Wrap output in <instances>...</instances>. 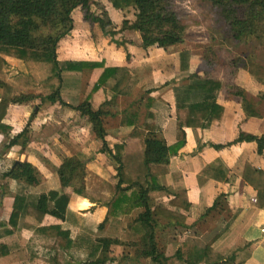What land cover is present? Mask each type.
Listing matches in <instances>:
<instances>
[{
    "label": "trees",
    "instance_id": "1",
    "mask_svg": "<svg viewBox=\"0 0 264 264\" xmlns=\"http://www.w3.org/2000/svg\"><path fill=\"white\" fill-rule=\"evenodd\" d=\"M105 1L114 10H134V19L124 20L120 31L138 33L143 47L168 48L186 42L187 27L175 10L173 0ZM208 2L215 21L225 25L222 35L224 42L253 39L258 47H264V0ZM107 12L100 0H0V134L5 137L3 149L19 148L20 152H30V126L35 120L36 112L31 114L29 123L22 131L14 135L12 125L7 124L5 119L13 104L29 105L40 98L42 101L49 100L52 104L69 106L79 111L81 116L89 120L92 133L101 144L102 151L112 155L118 164L115 175L117 194L112 199L88 189L84 175L87 154L82 150L63 157L55 167L49 164L53 168V175L59 179L60 190L51 188L48 182L38 185L35 180L36 168L29 162H23L21 167L27 175V181L18 180L12 192V178L16 171L0 170V206L5 204V198L12 196L10 214L0 218V259L27 250L30 264H107L108 261H116L114 256L109 255L111 247L119 239H125V254L120 260L126 263L130 260H150L151 264H251L254 257L249 249L250 245L230 247L228 250H218L216 247L217 242L226 238L233 230L239 211L227 222L225 228L213 235L194 258L184 257L180 251L168 255L161 247L158 231L173 223H186L190 204L175 195L169 202L171 206L179 207L182 213L160 204L154 208L152 204L155 202V193L169 191L159 181V177L168 171L171 157L179 155L187 144V128L204 124L211 114V119H219L224 113V106L216 102L219 90L216 92L213 89L215 81L204 74L205 71L200 73L199 69L190 75H184L187 84L181 85L196 93L206 90L212 105L205 110L197 111L194 108L180 113L176 122L167 127L168 134H172L173 140L175 139L173 143L169 144L157 132L149 131L145 136H129L110 146L107 140L108 131L104 126L106 118L121 116L123 126L136 123L138 102L123 110L115 107L122 88L126 90L133 87L131 80L134 77L128 76L126 69L120 66L106 67L102 61H71L59 58V44L73 31L75 14L82 15L83 20L91 24V28H101L105 35L111 36L112 41L116 39L117 31L108 29L113 25V20ZM202 54L206 59L209 58L208 61L212 58L210 63L217 59L216 51L212 47L205 49ZM252 56L255 58L254 55L249 59L239 58L242 67L237 68L239 71H248L257 79V83L264 86V66L253 60ZM7 57L31 61L41 66L45 73L50 74L47 80L53 81L43 85V91H38L39 84L35 81L30 80L29 83L22 80V77L5 80L1 70ZM96 68H105L99 80L102 89L110 91L111 95L99 106H94L90 99H85L78 105L66 102L62 94L73 84L64 81L63 73L84 74ZM175 83L162 84L157 90ZM64 84L67 90H62ZM153 91L150 89L146 93L151 94ZM228 96L242 99L247 117L260 115L243 89L230 86ZM235 141L256 143V154L264 157V135L241 132ZM228 145L230 143L213 144L216 149ZM141 151L142 160L140 167H137L140 177L127 182L125 175L128 161L137 157ZM212 170H216V167ZM242 179L256 191L257 207L264 209V168L247 160L243 165ZM72 195L106 206L108 214L105 219L101 222L95 221L91 216L95 212L93 207L86 211L75 209L72 206ZM129 206L139 211L131 222H126L122 218ZM48 218L59 220V223L45 224ZM20 229L34 232L42 243L37 245L32 238L24 246L17 238ZM105 229L108 230L106 237L97 234ZM48 241H51L50 245H47Z\"/></svg>",
    "mask_w": 264,
    "mask_h": 264
},
{
    "label": "rangeland",
    "instance_id": "2",
    "mask_svg": "<svg viewBox=\"0 0 264 264\" xmlns=\"http://www.w3.org/2000/svg\"><path fill=\"white\" fill-rule=\"evenodd\" d=\"M100 1L102 2L104 9L108 10L111 19L113 20V25L108 29H115L117 31V34L115 35L116 39L112 41L111 36L105 35L99 27H95V30L92 29L91 31L90 27L88 28V26H90L91 24L85 22L82 18V15L75 14L73 31H71L59 44V53L61 54L60 56H62L63 54L62 45L66 42H72V35L75 34L76 37H81V34L84 33L85 30L86 33H99L100 37H98V41H96V39H98L96 38L93 41L94 44L88 43L89 45L94 47L97 58L100 59L102 63L104 62V64H106V67L115 66L114 64L121 60L122 62H120V67L126 69V73L128 76L131 75L134 77V79L131 80V83H133L132 88L126 90L125 88H122V94L119 96V100L116 101V109L123 110L129 106L136 105V102H138L139 109L136 116V124H138L139 127H150L152 129L151 131L157 132V134L160 137L166 139L169 144L175 141V139L173 140L172 134H168L167 129L160 128L155 120H150V124L147 125L146 122L148 121V119H150V116H155L156 113L157 117L159 115V118H167V120L169 121L168 123L172 124L176 122L177 116L180 113H186L188 110L194 108L197 111L205 110L207 107H209L210 104L212 105L211 99L207 96L209 93H206V90H201V93H196L195 91L190 89V92L188 88H185L181 85L187 84L184 81V75H190L192 72H195L199 69L200 73L205 71L206 73L204 74L211 78V80L215 81V86L213 87V89L216 90V92L217 89L219 90V96L217 95V97L215 98L216 102L218 103V101L222 99L224 100V98L228 97V89L230 86H234L236 89H239L238 86L232 83V80L236 78L237 73L239 72V69L237 67H242L240 59H249V57L251 58V55H254L255 58H253L252 56V59H255V61L261 64V66H264V47H258L253 39L250 41H223L222 35L225 25L219 24L215 21L208 0L172 1L175 10L179 13L183 23L187 27V32L186 42L184 44H179L168 48H159L156 46L145 48L142 46V44H140L141 40L138 33H136L135 31L122 30L121 32L120 29L123 21L126 19L129 21L134 19V10L131 8L114 10L105 0ZM61 43L63 44L61 45ZM209 47H212L216 51L217 56V59L211 63L210 61L212 60V58L210 59V61H208L207 59L209 58L206 59V57L202 54L203 51ZM124 54L125 58L122 59V57L120 56ZM104 69L105 68H102V71L96 76L92 75V77H90L87 76L88 73H85L86 75L84 74L85 79L88 81V87L85 90L86 92L90 91V100L92 101L94 106L101 105L104 100L111 95L110 91H105L102 89V84L99 80L101 74H103L102 72ZM1 71L5 80L7 78L14 80L16 77H22V80L28 81L29 83H31L30 80L32 82L35 81V83L39 84L38 91H40L41 89V91H43L44 89L42 86L53 81L51 79H49L50 81L47 80L48 75L50 76V74L45 73L41 66L35 65L31 61H21L7 57L4 59V64ZM244 72L249 73L248 71ZM77 73L78 72H64L63 77L64 81L67 80L70 82H74L72 86L74 88L77 87L79 93L81 91L82 83L85 84V81L82 80ZM253 79L255 81L257 80L254 77ZM171 82H176L174 86L177 87H174V89L172 87L170 90L164 92L163 94L160 93L161 95H158V97L152 96V94H147L146 91H143V89H141L142 87L147 86V88L150 87V89H153V92H155L160 85ZM150 85L153 86L151 87ZM259 86L262 88L259 89V92L256 94V96L258 100H264V98H262L264 94V86ZM73 87L71 89H73ZM63 89L67 90L66 84H64V88L62 86V90ZM160 90H165V88H162ZM63 93V99H67L68 95L65 94L66 91H64ZM1 96L2 91L0 90V97ZM169 97H175V101L172 104H169L167 102V100H169ZM70 100H74L75 102L73 103L79 104L82 100L81 93L77 95L76 99L70 98ZM40 101L41 99L39 98V100H35L31 103L32 106L29 109L30 113L36 109V103H38L39 106H43V103L41 104ZM45 102L49 105L48 107H46V110L49 111V114H47L46 116H52L54 118L50 121L51 128H48L44 115L41 116L38 113L39 108L37 109L35 120L30 126V138L32 139V144L29 149V153H31L32 151H40V165L43 167V171L48 170L50 175L49 177H47L48 180L40 182V184L48 182L51 188L60 190L61 185L59 179L57 176L53 175V168L49 167V164H52V166L55 167V165L57 166L63 157L82 150L87 154V157L85 158L86 163L84 166V175L87 181L88 189H91L92 191L97 192L99 195L105 196L109 199L114 198L117 194L115 187V175L116 166H118V164L112 157V155L104 153L102 151L100 143L95 144V142L98 143V140H95V136L92 133L89 120L86 117L81 116L79 111L74 110L69 106H63L60 104H56L54 106L49 102V100H45ZM130 114L131 112L128 113L129 116ZM170 114L173 117V120L168 119ZM212 116L213 115L211 114L207 121L203 122L204 124H201L196 128H210L213 122H211ZM30 119L31 115L22 116L20 120L23 121L25 126L27 123H29ZM112 119L113 117H108L104 120V126L108 131L107 140L110 146L114 143L116 144L122 142L129 137L127 131H119L116 133V137L114 136L111 129L113 128V123L116 122L117 125L118 121H113ZM74 124L75 126L79 125V127H73ZM128 125L129 124L127 123V127L132 126ZM0 148H2V146ZM46 150L47 153L50 154L49 156L45 153ZM14 152L15 154L19 152V156H16V158L18 159H24L27 156L25 153L20 152L19 148H15ZM0 153H2L1 150ZM142 155L143 154L141 151L140 153H138L137 157H133L128 161L125 175L127 182H131L137 179V177H140L139 169L137 167H140L139 164L141 163ZM22 162L23 161H20L19 164L15 166L13 163H16V161L12 160L10 162V168L13 167V170L17 172L21 168V175H23L24 179L26 180L27 176L21 167ZM37 176L39 177L38 179L40 181V179H43L45 175L38 173ZM17 177L18 176L16 173L14 175V178L12 179L16 180ZM13 180L12 183L13 185H15V181ZM164 180H167V178L161 175L159 177V181L166 186V184L163 183ZM37 184L40 185L39 183ZM177 185H180V183L177 182ZM168 192L155 193V197L153 198L155 202L152 204L153 207L155 208L160 204L164 207L170 208L172 211H178L182 213V211H179V207L171 206L169 201L171 197L174 198L175 195L170 197L168 195L171 194V191L169 190ZM71 199L72 206L78 211H86L90 207H93V211L95 212L91 216L97 222L103 221L108 214L107 207L98 202L95 203L90 199L81 200L75 195H72ZM217 201V209L219 211H212L216 207H214V203H209L206 208L209 207L207 211H212L213 214L219 215L218 219L214 218L215 221L219 220L220 224H224V217L227 213L226 211H223V206L220 204H224L222 202H224L225 200L221 199ZM11 202V198L6 200V203L4 204L6 207L3 205V208L9 211V208L7 207H11ZM138 211L139 210L129 206L126 209L122 220L131 222L134 217L138 215ZM201 212L202 213L195 220L200 219L202 220L200 221V223H205L206 220H203L202 215L204 214V211ZM4 215V217L8 216V214ZM214 217H216V215H214ZM186 223H173V225H171L167 229H160L158 231V235L161 239V247L164 250H166V247L163 245L162 236L166 240L172 239L174 236L176 237V239H178L176 231H178L177 229L183 227ZM97 234L99 236L106 237L108 234V230L105 229L98 231ZM189 234L190 231L184 229V233L182 236H188ZM198 236H201L199 232ZM33 238L37 245H40L42 243V240H40L37 236H33ZM125 243V239H119V241L114 244L113 247H111V252L109 255L114 256L116 258V261H108L107 264H151L150 260H141L140 262L130 260L128 263H126V261L121 262V256H124L125 254ZM168 243L171 242L169 241ZM50 244L51 241H48L47 245ZM22 254L23 255L21 256V259H25L24 255L29 257L28 252V255L26 254V252ZM24 264H30L29 260L27 261V263L24 262Z\"/></svg>",
    "mask_w": 264,
    "mask_h": 264
},
{
    "label": "crops",
    "instance_id": "3",
    "mask_svg": "<svg viewBox=\"0 0 264 264\" xmlns=\"http://www.w3.org/2000/svg\"><path fill=\"white\" fill-rule=\"evenodd\" d=\"M89 27L90 26H88V28ZM90 29L91 31L92 29L95 30V28L91 27ZM98 37H100L99 33H86V30L81 34V37H76L75 34L72 35V42H66L64 44L61 43V45L63 44V54L62 56H60L61 54L59 53V58L61 60L71 61H100V59H98L95 54L96 51L94 47L88 44H94L93 41ZM98 40L99 38L96 39V41ZM120 57L124 59L125 54ZM120 62L122 61L120 60L114 65L120 66ZM101 71L102 68H96L92 72H88L87 76H96ZM244 71H239L236 78L232 80V83L238 86L240 89H243L247 97L252 99L260 115L247 117V114L244 111L241 102V98L228 96L227 98H224V100L222 99L218 101L224 106V113L222 117H220L219 119L213 118L211 120V122H213L210 128L206 129L200 127L187 129V144L180 151L178 156L171 158L168 171L163 174V177L165 176V178H167V180H164L163 183H165L171 191L170 197L176 195L179 199L190 204L187 223L183 227L177 229L178 231H176L179 240L176 239L174 235V237L169 240H166L162 236L163 245L166 247L165 251L168 255L180 251L184 255V257H187L189 259L194 258V255L197 252L205 248L211 237H213L216 232L225 228L227 222H229L231 218L235 216V214H238L237 212L239 211L238 219L233 230L226 238L219 240L216 244V247L218 248V250H228V248L230 247H244L246 245H250L249 249L252 251L254 257L251 264H264V209H259L257 207L256 191L250 185L246 184L242 179V170L245 161L251 160L255 163V165L264 168V157H260L256 154V143H237L235 141L241 132L255 135H264V100H258L256 96V94L259 92V89L262 88L259 86L260 84H257L250 73ZM77 74L82 80L85 81V84L82 83L81 91L79 92L81 93L82 100L90 99V91L86 92L85 90L88 87V81L85 79L86 74ZM71 84H74V82H71ZM172 87L174 89V85L164 86L165 90L159 89L151 94L152 96L158 97V95H161L160 93L163 94L164 92L170 90ZM71 88L68 89L65 93L68 95V98L64 100L73 105H78L73 103L75 102L74 100H70V98L76 99L77 95L79 94L78 88ZM141 89H143V91H147L150 89V87L147 88V86H145ZM174 101L175 97H169V100H167L169 104H172ZM40 102L41 104L43 103V106H39V104L36 103V109L32 112H37V109L39 108L38 113L41 116L44 115L47 126L49 128L51 126L50 121L54 118L52 116H46L47 114H49V111L46 110V107H48L49 105L45 101L41 100ZM53 105L55 106L56 104ZM31 106V104H13L10 107L5 122L12 125L13 135L22 131V126H24V123L20 119L22 118V116H29L32 114V112H29ZM171 114L168 117L169 120H173ZM112 120L118 121L117 125L116 122L113 123L114 125L111 129L115 137L116 133L119 131H127L129 136L137 137L144 136L147 134V132L152 130L150 127H139V125L136 123L131 127H127L126 124L125 127L122 124L121 116L113 117ZM150 120H155L159 127L162 129H167L169 125V121L167 120V118H159V115L157 117L156 113L155 116H150V119H148V121L146 122L147 125L150 124ZM73 127H79V125L75 126L74 124ZM228 143H230V145L221 149H216L213 146V144ZM4 144L5 137L0 134V147L2 146V148H0V150L2 151V153H0V170L2 172L8 171L9 169L13 170V167L10 168V162L12 160L16 161V163H13L15 166L18 165L20 161L29 162L37 169L35 171V180L37 183L48 180L47 177L50 176L49 171H43V167L39 162L41 158L40 151H32L29 154L25 153L27 156L24 158L23 155L24 159H18L16 158V156H19V152L15 154V148L11 149L12 151L3 149ZM95 144H99V142H95ZM45 153L48 156L50 155L49 153H47V150L45 151ZM218 166L219 169L217 170ZM215 167L216 170L213 171L212 169ZM16 173L18 176L16 179L17 181H27V179L25 180L23 175H21V168L18 172L16 171ZM38 173L45 175L44 177L41 176L43 177V179L41 178L43 181L41 179L39 181V177L37 176ZM16 180H13L15 181V185L17 182ZM177 182L180 183V185H177ZM15 185H13L12 183V192H14L15 190ZM10 196L11 195L5 198V203L9 198L12 199V197ZM221 199L225 200L224 202H222L224 204L220 205L223 206V211H226L227 213L224 217V221L226 222H224V224H220L219 220L215 221L214 218L218 219L219 215L213 214L212 212L219 211L217 209V200ZM209 203H214L213 205L214 207H216L214 210L210 211V213L206 214L207 210L209 209V207L206 208V206ZM0 207V218H4V214H10L11 207H7L9 208V211L3 208V206ZM201 211H204V214L202 215L203 220H206L205 223H200V221H202L200 219L195 220L202 213ZM214 215H216V217H214ZM51 223H59V220L53 218L46 219L45 224ZM167 228L168 227H165L162 230H165ZM184 229L190 231V234L188 236H182L184 233ZM198 232L199 234H201L200 237L198 236ZM33 236L37 235L34 232L24 229H20L17 233L18 240L24 246L29 243ZM169 241L171 243H168ZM25 252L27 254L28 251L23 250L21 252L1 258L0 264H24V262L27 263L29 257L24 255L25 259H21V256L23 255L22 253Z\"/></svg>",
    "mask_w": 264,
    "mask_h": 264
}]
</instances>
